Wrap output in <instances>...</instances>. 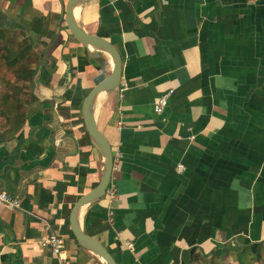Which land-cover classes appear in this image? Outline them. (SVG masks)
I'll return each mask as SVG.
<instances>
[{"label":"crops","instance_id":"crops-1","mask_svg":"<svg viewBox=\"0 0 264 264\" xmlns=\"http://www.w3.org/2000/svg\"><path fill=\"white\" fill-rule=\"evenodd\" d=\"M60 14L0 0V191L19 201L0 204V264H56L49 229L71 264H104L68 214L99 178L80 103L110 61ZM79 18L121 57L117 99L94 106L115 193L82 207L83 231L116 264H264V0H87Z\"/></svg>","mask_w":264,"mask_h":264},{"label":"water","instance_id":"water-1","mask_svg":"<svg viewBox=\"0 0 264 264\" xmlns=\"http://www.w3.org/2000/svg\"><path fill=\"white\" fill-rule=\"evenodd\" d=\"M61 5L60 20L69 34L80 43L87 52L94 51L105 53L110 59V69L101 77L82 97L80 115L83 127L90 143L99 152L101 166L97 183L82 193L72 204L68 214L69 229L76 243L96 254L104 264H116L109 251L95 238L85 233L79 224V214L85 204L96 201L105 193L113 165L111 145L105 135L97 127L94 118V106L102 93L114 91L118 96V87L121 75V57L115 46L99 34L86 31L79 18V13H74L75 7H80L87 0H59ZM50 102V101H49ZM51 103V102H50Z\"/></svg>","mask_w":264,"mask_h":264},{"label":"built area","instance_id":"built-area-1","mask_svg":"<svg viewBox=\"0 0 264 264\" xmlns=\"http://www.w3.org/2000/svg\"><path fill=\"white\" fill-rule=\"evenodd\" d=\"M172 93V89H167L162 92L154 101L152 105V110L155 113L162 111L166 105L167 99ZM119 153L116 151L112 154L113 161L118 159ZM182 166L179 164L176 169H181ZM105 189V194L111 198L115 193V187L109 184ZM0 204H5L9 208L19 207V201L17 198L11 194L6 193L5 191H0ZM45 227L48 229V224L46 221L43 222ZM38 245L47 249L56 259V264H71L69 258L63 250L64 239L61 234L54 232L53 230H48V232L41 236L38 241ZM127 248H130V242L124 241Z\"/></svg>","mask_w":264,"mask_h":264},{"label":"bare ground","instance_id":"bare-ground-1","mask_svg":"<svg viewBox=\"0 0 264 264\" xmlns=\"http://www.w3.org/2000/svg\"><path fill=\"white\" fill-rule=\"evenodd\" d=\"M80 9H79V6L77 5L74 9V13L77 15L79 13ZM105 54V53H104ZM110 61V59H109ZM98 105V104H97ZM94 112H95V108H94ZM96 115V114H95ZM97 117V116H96Z\"/></svg>","mask_w":264,"mask_h":264}]
</instances>
